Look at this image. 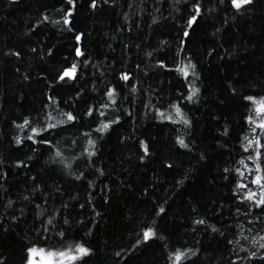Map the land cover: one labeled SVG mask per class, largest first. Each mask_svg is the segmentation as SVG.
Listing matches in <instances>:
<instances>
[{"label":"trees","instance_id":"trees-1","mask_svg":"<svg viewBox=\"0 0 264 264\" xmlns=\"http://www.w3.org/2000/svg\"><path fill=\"white\" fill-rule=\"evenodd\" d=\"M91 5L0 0V264L76 243L90 247L88 264H173L176 251L180 264H264V206L247 199L261 189L244 150L258 130L243 99L264 97V0L240 11L231 0ZM174 105L188 125L173 122Z\"/></svg>","mask_w":264,"mask_h":264},{"label":"snow or ice","instance_id":"snow-or-ice-1","mask_svg":"<svg viewBox=\"0 0 264 264\" xmlns=\"http://www.w3.org/2000/svg\"><path fill=\"white\" fill-rule=\"evenodd\" d=\"M74 0H67V3L69 5H72ZM253 3V0H231V5L234 9L237 11H240L243 7ZM93 8L96 7V0H92V5ZM194 13L191 15L187 21V26L188 28H191L193 26V23L197 21L198 16L201 13V7L199 4H194ZM71 15V12H68L67 15L64 17V23L67 25L70 23L68 16ZM71 30V29H69ZM190 33L185 30L183 32V36L185 38L189 37ZM76 40H80V36H76ZM183 43V41H181ZM76 55L80 56L81 50L80 48H76ZM188 67L194 68V65H189ZM177 71L181 72L182 75L187 78L189 76V71L188 68H179ZM76 73V66L72 65L71 68L65 69L63 73L59 76V79L61 81L65 80V77L72 78L74 77ZM128 75L124 74L122 76L123 80H128ZM198 89L192 88L190 89L189 95L186 97L187 100L191 101L193 97L197 94ZM108 96L112 97L113 92L109 91ZM244 100L248 101L250 104L254 106V112H255V118L252 116H247L246 121L249 125L253 126L252 130L253 132H256L258 130V135L255 139H249L247 142V145L245 146L244 150L247 152L251 150L254 155H250L248 159L252 160V162L256 165L255 166V177L252 180V183L258 185L261 189V192L259 193V198L256 199L255 197L257 196L256 193L254 192H249L247 195V199L252 201L256 206H264V169H262L261 164L259 161L261 160L262 155H264V97H261L257 99L256 97L253 96H245L243 97ZM175 108V115L176 117L179 118V121L173 120V122H182L185 125L189 124V121L184 118L180 107L178 106H173ZM93 113L91 110L87 112V115L91 116ZM67 117V121L69 122H74L76 120V117L72 113H66L65 114ZM101 116L104 115L103 112L100 113ZM161 116H163V113H160ZM171 119V118H170ZM118 121H113V123H116ZM25 125L29 126L32 132L31 136H28L29 140L35 141V137L41 136V131L38 130L35 127H31V122L28 119L24 120V123L22 125H18V127L23 128ZM111 126V123H100V126L96 128L97 132L103 133L107 131ZM55 125L53 124H48L45 128L44 131H47L51 128H54ZM40 143H50L46 138H42ZM17 143L19 144L20 141L19 139L17 140ZM93 142L89 140V144H92ZM178 143L180 144L181 147L186 148L187 145L185 144L184 140H178ZM145 153L147 154V148L145 147ZM94 153L89 152V155H93ZM57 156H60V153H56ZM241 164H244V161H240ZM247 167V165H245ZM243 175V173H241ZM238 187L241 188H246L247 186L244 184H238ZM82 207V206H81ZM161 212L164 211L163 208L160 209ZM64 223H68L67 220L64 221ZM198 224H204L203 220H198L196 221ZM49 225H52V221H48ZM47 231V229H45ZM213 231H216V229H213ZM58 235L61 237L63 240L65 237V232L64 231H59ZM154 235L153 230L151 228H146L143 231V239L144 241H148L152 236ZM260 240L264 241V236L260 237ZM260 248L264 249V243L260 244ZM92 255L91 249L89 246L86 245V243H76L74 245L67 246L64 250L60 251H47L44 248H37V247H28L27 248V254L25 257V264H88L87 258ZM186 253L181 252V251H176L174 254V257H171L173 259V264H180L182 259L186 257Z\"/></svg>","mask_w":264,"mask_h":264}]
</instances>
